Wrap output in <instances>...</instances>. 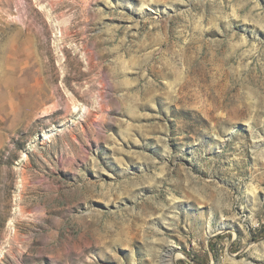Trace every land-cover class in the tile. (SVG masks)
Listing matches in <instances>:
<instances>
[{
	"label": "rangeland",
	"instance_id": "rangeland-1",
	"mask_svg": "<svg viewBox=\"0 0 264 264\" xmlns=\"http://www.w3.org/2000/svg\"><path fill=\"white\" fill-rule=\"evenodd\" d=\"M171 247L264 264V0H0V264Z\"/></svg>",
	"mask_w": 264,
	"mask_h": 264
},
{
	"label": "bare ground",
	"instance_id": "bare-ground-1",
	"mask_svg": "<svg viewBox=\"0 0 264 264\" xmlns=\"http://www.w3.org/2000/svg\"><path fill=\"white\" fill-rule=\"evenodd\" d=\"M146 4V3H144ZM221 230L225 229V225L223 224V226L220 227ZM177 250L173 247L169 248V250L167 251L165 258L162 259V263L163 264H177V261L179 259L180 256H183L182 253L180 252H176Z\"/></svg>",
	"mask_w": 264,
	"mask_h": 264
}]
</instances>
